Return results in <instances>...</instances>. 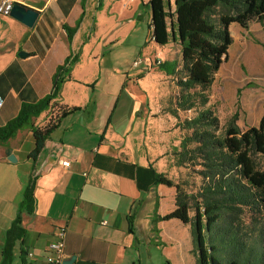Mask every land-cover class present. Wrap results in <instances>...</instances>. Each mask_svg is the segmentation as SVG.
<instances>
[{
    "label": "crops",
    "instance_id": "0c3cea01",
    "mask_svg": "<svg viewBox=\"0 0 264 264\" xmlns=\"http://www.w3.org/2000/svg\"><path fill=\"white\" fill-rule=\"evenodd\" d=\"M165 1L174 13V0ZM147 3L31 0L28 7L39 12L32 28L0 16V126L16 118L24 104L51 94L55 74L68 58L78 61L53 102L79 108L60 120L34 164L30 153L36 142L29 128L0 144V264L6 231L31 175L37 180L35 210L22 216L25 236L8 264H48L60 228L66 229L65 261L74 259L71 264H198L191 226L177 219L157 222L176 209L177 190L156 183L153 172L183 183L174 179V170L184 168L175 164L186 135L183 112L179 119L173 116L174 98L165 82H105L104 87L91 82L100 56L114 53L122 42V53H140L143 63L181 62L179 42L162 47L150 40ZM144 8L150 12V35L141 49L144 30L137 18L145 21ZM175 22L167 20L172 36L178 33ZM64 26L77 27L71 42ZM153 84L161 87L156 98ZM57 106L33 119V126L44 127ZM263 115L264 108L253 125L244 129L239 118L238 126L257 127ZM164 121L171 122L169 128ZM66 161L69 167L62 166Z\"/></svg>",
    "mask_w": 264,
    "mask_h": 264
},
{
    "label": "trees",
    "instance_id": "16d2710c",
    "mask_svg": "<svg viewBox=\"0 0 264 264\" xmlns=\"http://www.w3.org/2000/svg\"><path fill=\"white\" fill-rule=\"evenodd\" d=\"M174 3L175 11L171 14L165 0L148 1L152 16L150 40L163 47L174 39L181 46V62H162L159 69L174 77L179 88L174 97L173 116L179 119V112H196L182 123L186 135L180 150L175 152V164L190 169L201 178L202 184L193 192L187 183L175 184L154 171L156 183L177 190L176 209L164 217L158 216L157 222L177 219L191 226L198 264H241L238 259L227 258V250L217 242V231L223 232L224 241L236 238L245 242L239 239L241 231L251 237L259 234L254 238L258 240L264 235V115L257 127L244 131L238 126V112L222 124L210 106V92L233 43L230 26L236 24L248 30L253 22L263 24L264 0H174ZM171 17L175 18L178 30L174 36L168 31L167 20ZM64 28L71 42L77 27ZM77 61L78 57L68 58L57 70L51 94L34 104H24L16 118L0 126V144H7L20 130L29 128L36 142L30 153L35 163L60 120L79 110L58 107L53 102L63 84L71 79ZM55 106L44 127L33 126V119ZM36 183L31 175L17 215L5 234L2 264L10 263L16 242L25 236L22 216L35 210ZM246 214H250L249 224L244 220Z\"/></svg>",
    "mask_w": 264,
    "mask_h": 264
},
{
    "label": "rangeland",
    "instance_id": "374dc122",
    "mask_svg": "<svg viewBox=\"0 0 264 264\" xmlns=\"http://www.w3.org/2000/svg\"><path fill=\"white\" fill-rule=\"evenodd\" d=\"M143 11L145 21L141 23L144 30V36L139 40L141 49L147 46L146 41L150 35V12L147 8H144ZM230 33L233 43L227 59L215 77L210 92V106L222 124L238 112L242 127L245 129L248 125H253L256 122V117L261 114L264 108V61L262 60L264 56V23L253 22L248 30H243L240 26L233 24L230 26ZM123 46L124 42L114 53L105 51L100 56L98 69L93 72L91 82H100L101 87L105 86V82H130V85H133L131 82H165L171 97L174 98L178 94L179 88L176 85V80L161 75L165 73L155 64L156 59L153 62L146 60L145 63L142 62L139 66L132 67V63L138 59L140 53L138 56L137 54L122 53ZM128 54L132 55L130 61ZM152 87L155 89L156 98L160 95L161 87L158 84H153ZM154 107L156 109L155 105ZM194 114H196L195 111L192 113L183 112L182 118L185 120ZM163 124H167L169 128L171 122L164 121ZM169 142H172V139ZM174 174L176 182L187 183V187L193 192H196L202 184L201 178L190 169L177 168L174 170ZM244 220L249 224L250 214H246ZM240 234L239 239H243L245 242H240L236 238L233 241L226 238L224 241L223 232L217 231V242L220 247H225L227 250L229 254L227 258L238 259L241 264H264V235L258 240L254 238L259 234L252 235V237L246 231H241ZM213 239L216 237L213 236ZM254 240H258L259 243L253 245ZM227 253L225 254L227 255Z\"/></svg>",
    "mask_w": 264,
    "mask_h": 264
},
{
    "label": "built area",
    "instance_id": "2783aa9c",
    "mask_svg": "<svg viewBox=\"0 0 264 264\" xmlns=\"http://www.w3.org/2000/svg\"><path fill=\"white\" fill-rule=\"evenodd\" d=\"M31 0H0V16L2 17H9L10 13L15 5H21L24 7H28L29 2ZM145 2H148L149 0H144ZM153 38H151L152 40ZM143 62L142 59H137L134 63L133 66L137 67ZM162 62L160 60H156V65L159 66ZM152 65V63H151ZM62 166L64 167H69L70 162H62ZM106 224V223H104ZM58 239L55 245L53 246L52 253L48 255L47 257V262L48 264H63L66 253H65V248H66V229L65 228H60L58 231Z\"/></svg>",
    "mask_w": 264,
    "mask_h": 264
},
{
    "label": "water",
    "instance_id": "95a60500",
    "mask_svg": "<svg viewBox=\"0 0 264 264\" xmlns=\"http://www.w3.org/2000/svg\"><path fill=\"white\" fill-rule=\"evenodd\" d=\"M10 16L16 19L17 21L21 22L25 26L32 28L36 24L38 18H39V12L36 10H33L29 7H24L21 5H15L10 13ZM138 21L143 22V16L142 18H137ZM19 57L27 58L28 54L25 52H20ZM11 162H15V158L12 156L9 158ZM74 259L68 260L63 262V264H71Z\"/></svg>",
    "mask_w": 264,
    "mask_h": 264
}]
</instances>
